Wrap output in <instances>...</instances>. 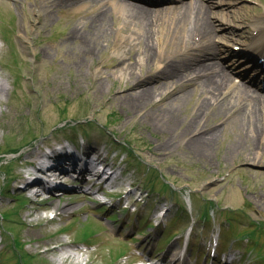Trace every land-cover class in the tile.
I'll use <instances>...</instances> for the list:
<instances>
[{
    "label": "rangeland",
    "instance_id": "1",
    "mask_svg": "<svg viewBox=\"0 0 264 264\" xmlns=\"http://www.w3.org/2000/svg\"><path fill=\"white\" fill-rule=\"evenodd\" d=\"M211 1L215 10L223 5L233 9L230 0ZM238 2L254 8L241 10L242 17L264 14V0ZM97 13L98 7L56 2L47 8L44 0H0V84L5 87L0 97V157L5 158L0 162V264H131L133 259L169 256L170 249L183 251L196 264H205L204 256L206 264H223L229 254L233 264H264V149L247 141L235 147L247 131L239 136L233 118L215 108L203 114L202 89L181 103L172 128L143 117L144 111H130L120 98L130 80L124 64L136 63L140 81L156 68L137 65L139 46L130 31L119 30V18L110 19L108 40L97 41L91 21ZM216 22L217 33L227 38L216 40L223 50L210 60L224 57L221 65L232 66L234 73L247 71L250 78L248 61L256 55L248 58L243 49L252 25L237 22L233 34ZM76 27L83 38L71 34ZM245 29L250 31L247 37L233 39ZM175 55V61L188 56L184 51ZM168 56L167 63L172 59ZM246 80L239 76L237 82L248 84ZM99 81L103 90L95 94ZM255 87L264 92V85ZM154 108L151 104L148 109ZM198 114L201 126L187 132L188 122ZM207 129L219 132L209 152L189 150L188 140ZM71 136L108 152V161L124 170L118 194L110 199L102 192L86 196L77 186L81 182L65 176L56 178L70 185L65 194L55 191L48 200L29 197L18 180L19 173L30 169L25 166L32 159L28 152L47 151L57 141L68 144ZM169 140L176 146L163 150ZM15 149L20 152L8 154ZM65 204L72 209L62 210ZM90 227L98 235L81 239ZM177 231L181 236L168 240ZM215 237L220 240L218 255L210 257L208 245ZM57 241L76 257L46 253L41 246Z\"/></svg>",
    "mask_w": 264,
    "mask_h": 264
},
{
    "label": "bare ground",
    "instance_id": "2",
    "mask_svg": "<svg viewBox=\"0 0 264 264\" xmlns=\"http://www.w3.org/2000/svg\"><path fill=\"white\" fill-rule=\"evenodd\" d=\"M155 1L156 6H147L132 0H44L47 8L53 7V4L60 2L63 6L80 7L90 6L98 7L97 15H93L92 34L98 41L107 39L112 32L113 26L111 18H119L123 21V26L119 30L130 31L133 41L139 46V54L141 55L137 61L140 67L155 66L156 73L145 77L143 81L136 77V63L124 64V71L128 73L130 80L120 94L123 105L128 107L130 111H144V116L151 119L155 123L165 128H172L176 124V116L183 101L188 100L190 96L202 89L206 99L201 102L199 107L203 114L211 108H215L218 114L231 116L232 122L236 125L242 138L235 144L247 141L253 146H258L261 151L264 149V92L254 87L257 78H252L250 84L237 82L238 77L235 76L231 66L221 65L225 62V58L219 61L210 60L214 56H220L222 53L220 44L216 41L218 38H225V34L217 33V22L222 24L224 30L233 33L232 25L237 22H245L252 24L254 32L249 34V29L244 32L237 33V38L233 39L241 41L242 37L250 38L248 45L251 46L247 50V54L251 56L252 50L257 48L264 49V14L257 13L253 17L239 14L243 9L253 11L252 6L239 4L238 0H230L227 5L221 6L218 10L213 9L214 5L211 0H183L181 3L174 5L161 4ZM226 3V4H228ZM72 35L83 38V32L79 28L71 31ZM234 34V33H233ZM252 34V35H251ZM84 38H87L84 35ZM227 38V37H226ZM90 42H93L91 37ZM164 50L160 47L164 46ZM133 47V46H132ZM260 47V48H259ZM228 48V47H227ZM179 51L187 52V57H182L175 61V53ZM230 53V48L227 49ZM168 53L172 59H167ZM162 78L161 82H159ZM158 79L157 84L154 81ZM264 80V79H263ZM62 84L61 81L58 82ZM96 87V92L103 90L101 81ZM194 83L198 86L195 87ZM237 83V85H236ZM76 89L79 88L78 81H75ZM235 85V89L233 86ZM192 88H194L192 90ZM233 89V90H232ZM5 91V87L0 84V97ZM231 93L228 94V92ZM224 95V96H223ZM159 99L157 100V97ZM223 96V99H222ZM226 96V97H225ZM151 104L155 105L154 110L148 109ZM201 115H195L188 122L187 132L193 127L201 126ZM205 125L203 128H209ZM202 130V129H201ZM247 131V132H246ZM246 132V133H245ZM219 136L217 130L207 129L202 131L200 135L188 140L189 150L193 152L208 153ZM248 138V139H247ZM176 146L174 140L164 142L163 150H172ZM263 148V149H262ZM32 156L31 162L39 161L44 157V152L37 153L35 149L28 152ZM103 155V153H101ZM260 154L259 152L257 153ZM257 155V156H258ZM78 154H59L56 153L51 157L54 160L52 169H60L64 163H76ZM261 157H263L261 153ZM105 156L102 157V161ZM62 169V173L56 172V178L65 177L69 172ZM47 171V170H46ZM49 171V169H48ZM56 171V170H55ZM87 173L91 174L88 170ZM98 177L104 178L99 174ZM19 179L25 181V176L19 173ZM82 180H86L85 174ZM39 183L44 181L39 180ZM31 184L28 182L25 189ZM101 188L91 191L88 196L92 197ZM59 208L60 205H57ZM62 210L69 211L72 206L65 204ZM46 253L62 252L64 258L76 257L74 250L65 247L64 243L57 241L55 243H41ZM174 253L172 254V252ZM169 263L185 264L182 259V253L173 250Z\"/></svg>",
    "mask_w": 264,
    "mask_h": 264
},
{
    "label": "trees",
    "instance_id": "3",
    "mask_svg": "<svg viewBox=\"0 0 264 264\" xmlns=\"http://www.w3.org/2000/svg\"><path fill=\"white\" fill-rule=\"evenodd\" d=\"M18 151H19V149L18 150L17 149L13 150L14 153H17Z\"/></svg>",
    "mask_w": 264,
    "mask_h": 264
}]
</instances>
